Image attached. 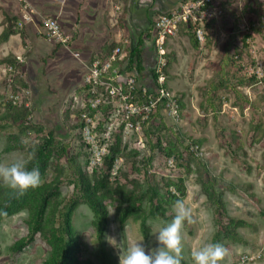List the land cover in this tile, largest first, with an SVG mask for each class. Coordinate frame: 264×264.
<instances>
[{
	"label": "rangeland",
	"instance_id": "374dc122",
	"mask_svg": "<svg viewBox=\"0 0 264 264\" xmlns=\"http://www.w3.org/2000/svg\"><path fill=\"white\" fill-rule=\"evenodd\" d=\"M50 5L47 11L64 17V0ZM211 10L202 20L203 42L194 46L191 27L181 24L165 45L166 84L178 100L180 121L159 112L133 131L105 125L100 111L90 148L78 129L77 95L64 92V49L48 56L51 45L23 26L0 43V163H28L38 142L51 135L42 177L59 181L55 225L73 199V172L104 175V159L113 158L103 236L96 238L92 213L82 201L70 216L80 238L79 264H119L120 255L141 239L146 250L154 248L162 222L176 214L167 191L178 196L179 183L192 217L181 229V263L193 264L195 250L218 242L227 249L221 264H264V0H216ZM53 15L48 18L61 22ZM22 88L31 91L29 120L2 103L8 92ZM128 195L133 212L122 220ZM215 200L224 215L217 214ZM26 219L27 211L20 210L0 222V264H43L47 258L49 247L40 235L22 251L11 250L27 235ZM227 219L244 225L230 235L224 232Z\"/></svg>",
	"mask_w": 264,
	"mask_h": 264
},
{
	"label": "built area",
	"instance_id": "2783aa9c",
	"mask_svg": "<svg viewBox=\"0 0 264 264\" xmlns=\"http://www.w3.org/2000/svg\"><path fill=\"white\" fill-rule=\"evenodd\" d=\"M215 1H187L174 11L153 19L151 31L154 38V65L146 83L139 81L135 75L126 73V55L119 48L112 49L108 55H96L87 61L81 91L75 97L78 102L80 135L87 147L94 143L92 133L100 111L105 113V125L113 122L115 126L119 125L125 130L138 131L157 111L176 123L180 121L178 100L166 84L165 45L175 36L181 24L191 27L197 42H203L202 20L210 17ZM18 5L21 16L17 27L21 28L24 24L33 22L34 12L25 0H18ZM115 10L118 11L119 8L116 7ZM38 27V34L47 43L59 46L80 60L79 54L71 52L72 36L62 29L56 19L42 18ZM8 72L13 73L12 67H8ZM30 95V90L22 88L17 92H8L5 99L15 104L26 100L24 106L29 107ZM106 128L109 131L111 127ZM167 165L171 167V159L167 161Z\"/></svg>",
	"mask_w": 264,
	"mask_h": 264
},
{
	"label": "trees",
	"instance_id": "16d2710c",
	"mask_svg": "<svg viewBox=\"0 0 264 264\" xmlns=\"http://www.w3.org/2000/svg\"><path fill=\"white\" fill-rule=\"evenodd\" d=\"M20 16L18 19H11V21L7 20L6 27H4L0 33V43L6 42L11 35L16 34L15 30L17 29V22ZM23 32L22 30L21 33L23 34ZM195 40V37L192 35L191 41L194 46H196ZM54 49V51H56L59 49V46H55ZM109 53L110 51L105 55ZM137 57V51L134 49L130 51L128 57L125 59L127 61L125 68L127 74L133 71L134 74L139 75L140 68ZM13 61L14 63L9 64L14 72V70H16L14 64L17 62L15 59ZM25 101L26 100H22L20 103L15 104L3 99L2 103L11 109L20 110L19 117L24 120L27 117V120H29L30 109L24 106ZM158 113L159 111L156 112V114ZM153 116L150 117L146 124L150 122ZM36 146V151L26 166L29 169L33 167L39 168L42 183L36 188L27 189L22 194L10 189L6 184L0 185V222L20 210H26L27 219L25 224L27 235L14 243L11 250L13 252L22 251L34 242L36 235H40L49 247V254L43 264H79L77 255L80 248V238L70 225V216L78 201H82L92 213L96 238L100 239L103 236L108 221L106 207L103 203L112 193L108 180L109 169L111 168L113 158L107 157L104 159V165L107 168V173L104 175L96 176L94 173V175L88 177L78 170L73 172V199L68 203L66 212L58 215L60 220L58 224L55 225L53 221L56 215L55 201L58 196L59 181L53 179L49 182H45L42 177L48 163L50 152L52 151L51 135H47L44 139H41ZM63 151L64 149H62V152ZM176 193L178 196L167 191L170 202L175 203L177 199L184 196V187L181 183L177 185ZM124 203L126 204L125 207L120 210L122 213V220L132 214L134 207L133 199H131L129 195L126 197ZM214 204L217 214L224 215L221 203L215 200ZM243 225L244 223L240 221L227 219L224 232L234 235L235 228Z\"/></svg>",
	"mask_w": 264,
	"mask_h": 264
},
{
	"label": "crops",
	"instance_id": "0c3cea01",
	"mask_svg": "<svg viewBox=\"0 0 264 264\" xmlns=\"http://www.w3.org/2000/svg\"><path fill=\"white\" fill-rule=\"evenodd\" d=\"M25 1L34 12L33 22L23 25L26 34L42 38L38 34L37 20L54 14L61 21L59 24L64 26V31L72 36L71 52L79 54L80 60L74 59L70 52L64 50V92L76 95L81 91V76L86 71L85 64L89 58L105 55L114 48H119L126 58L135 49L140 73L137 75L130 71V74L143 83L148 82L154 65L153 19L193 0H64V17L60 12L47 11L51 9L53 0ZM0 12L1 33L6 18H19L18 0H0ZM176 34L173 39L177 37ZM15 36H10L7 41ZM54 50L50 46L48 56L54 57L56 52H61L60 48Z\"/></svg>",
	"mask_w": 264,
	"mask_h": 264
},
{
	"label": "clouds",
	"instance_id": "9594fccd",
	"mask_svg": "<svg viewBox=\"0 0 264 264\" xmlns=\"http://www.w3.org/2000/svg\"><path fill=\"white\" fill-rule=\"evenodd\" d=\"M27 161L20 159L10 164L0 163V182L17 193L36 188L42 183L38 167L29 169ZM176 214L170 222H162L156 233L157 244L146 250L143 239L131 243L126 253L119 258V264H181L182 225L191 222V210L182 199L175 201ZM115 241V238H113ZM227 249L220 243H206L192 253L193 264H221Z\"/></svg>",
	"mask_w": 264,
	"mask_h": 264
}]
</instances>
